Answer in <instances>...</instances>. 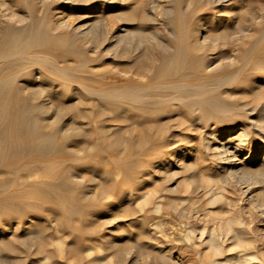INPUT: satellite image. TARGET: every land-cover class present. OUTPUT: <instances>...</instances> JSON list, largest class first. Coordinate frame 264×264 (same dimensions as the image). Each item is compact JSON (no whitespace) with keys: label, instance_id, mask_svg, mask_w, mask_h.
<instances>
[{"label":"rangeland","instance_id":"1","mask_svg":"<svg viewBox=\"0 0 264 264\" xmlns=\"http://www.w3.org/2000/svg\"><path fill=\"white\" fill-rule=\"evenodd\" d=\"M65 1L57 7L59 3L52 4V0H0V21L4 22L5 18H8L10 21L22 25L23 23L18 22L17 19H19V15H25V24L30 26L32 19L45 18L46 27L51 32H71L72 34L69 36L72 40H75L76 47L81 48L86 53L95 55L97 59L94 64L97 70L99 69L108 77L112 75V77H120V79L125 75L127 68H134L137 66L136 64L139 65L144 61L147 63L159 62L162 58L170 57V54L180 42V36L183 37L184 32L191 30L192 26L194 28L197 22H202L197 25L200 34L197 36L198 38L187 39V42L197 39L196 41L202 47L198 53L200 57L203 60L211 59L214 64H225L230 60L229 57L233 55L239 60L244 50L250 45L252 36L259 35L264 28V0H226L222 5L206 9L200 8L201 6H207L208 0H101L105 6L98 12L108 16L116 26L135 24L141 25L146 31H153L156 37L153 39L156 44L155 51H157L155 52L156 56H152L146 45L138 48L133 47L132 44L122 42L117 45L110 38L109 41L99 40V49L92 52L93 48L87 46L78 35L84 30L82 24L85 22L84 19L88 12L86 13L80 7L81 1L77 4ZM195 8L199 10L195 11ZM28 12L29 14H27ZM197 16L201 19H198ZM220 19L221 26L218 31L221 32L224 38L215 43L204 41L203 36L206 27L209 28L210 25ZM133 30L131 29V32ZM90 34L86 36L91 37ZM95 38L99 39V36L97 35ZM222 51L228 52L226 56H220ZM263 51L261 48L254 51L253 62L259 63L251 68L254 74L250 81L235 85L232 88L233 90L222 89L221 94H219L221 98L234 104L235 110L226 111L225 113H205L203 118L193 124H189L184 118L181 119L182 113H161L158 115V119H160L166 130L164 140L161 143L162 148L168 150L178 146L179 153L186 148H190L191 142L189 144L185 143V131L189 127H193L192 141L194 143L197 141L204 142H201L200 149L193 145L192 155H194L189 160H196L202 154L205 157L207 156L205 163L213 165V169L208 170L206 168L204 172L211 175L216 173L217 176L212 175V179L203 178L204 184L208 187L214 184L212 188L203 193V190L196 188L193 179L190 180V176L186 178V175L178 174L176 178L179 188L178 193L174 195L166 193L160 195L161 197L159 195L156 197V200L160 198L163 200H178V197L186 196V199L183 200L184 203L181 202L180 205L189 204L190 207L188 206L187 211L189 215V212H191L190 218L185 216L181 218L174 217V221L171 222V213L175 215L174 208L168 207L169 209L166 208V210L164 207V213H159L152 204L144 202L145 197L142 195V190L136 189L137 185L134 182L130 183L124 180L122 166L125 161H115L109 155L110 153L116 155H122L123 153L124 155L125 152L122 149L127 126H125L126 122L119 113L110 110L107 102L82 97L80 101L78 100L80 111L68 110L62 115L54 113V118L59 121L63 120L60 122L62 124H67L68 121L69 124L75 125L76 123L79 127L83 126L79 128L78 134L73 135L66 142L68 157L78 156L80 152L82 155L89 142H95L96 148L88 157L81 160L67 157L64 160L53 162L59 158L57 155L45 157L47 160H51L50 164L38 166L31 172L21 169L20 175L16 179L10 180L9 189L5 195L7 198L0 199V238L3 237V240L15 239L31 215H35V225L40 224L45 227L46 237L44 241L36 245L17 246L15 251L11 252L10 260L6 264H209L210 259L215 254L211 251L207 231L202 234L204 228L208 231L209 228L218 232L222 231L220 240L225 248V254L231 252H233L231 254H237L238 250L241 252L243 247L249 246L250 250L255 251L259 256L260 264H264L263 154H260L252 164L237 165L241 169L245 168L240 172H243L242 176L238 174V176L234 175L233 178L230 176V179H228V176H226L228 178L222 177L221 174L225 170L220 171L217 169V171H214V168L226 167L228 161L225 163L224 159L219 158L220 155L216 154L218 152L214 147L218 139L214 138L212 134V130L215 128L228 130L234 126L237 127L236 132H238L242 125H246L250 131H253V136L257 138L262 133L258 132L256 128L264 132ZM77 88L80 87L77 85L71 87L72 90ZM63 99L65 98L55 99L53 104L70 105L74 103V100ZM195 110L198 111L199 109ZM80 113H84L83 116ZM100 125H104L105 129L99 130L97 126ZM239 126L241 127L239 128ZM139 132V129L133 131L135 140ZM262 146V149H264V144ZM246 151L239 153L233 162L237 164L236 162L243 158ZM178 152L174 154L173 161H179L180 163V158L177 156ZM85 153L87 152L85 151ZM17 159L23 167L25 163L29 165L36 162L39 156H25ZM159 162V160H153L147 167L138 170L133 177V181L141 176L144 171L160 177L162 166L159 165ZM200 163H202V160ZM0 166H2L4 173L10 170L3 165ZM256 172L260 173L256 174ZM6 173L5 177L7 176ZM243 175L247 176L243 178ZM5 177L1 179H5ZM223 178L227 182H223ZM25 180L30 187L27 186L25 194L18 197L16 194L20 191L19 188L26 183ZM37 183L41 186L39 189L36 188ZM146 185V183H143V189L147 187ZM57 193L66 195L69 199L68 202L62 205L59 202ZM82 195L88 197L85 202L80 200ZM13 200L18 202L16 206L11 204ZM76 205L79 206L84 217V221L80 223L83 224V227L79 229L71 224L72 218L80 216V214L71 213ZM204 215L206 216L204 217ZM224 218H226L225 221ZM161 220L164 221L162 227L158 224ZM187 220L191 222L194 230V238L188 242L184 240L185 237L183 238L185 229L189 226H187ZM174 236L175 239L177 238L176 240L179 239L180 241H176ZM183 244H188V249H185ZM158 247L164 248L169 254L163 262L158 257ZM21 250H24V252ZM6 253H8V250H3L1 255L3 256ZM143 253H146L148 258ZM178 253H180L181 258H184L183 260L187 261L183 263L182 259L177 258V256H180ZM26 254L27 256H25ZM191 256L193 258H190ZM233 259L230 256L228 263L216 260L213 264H236L235 259ZM241 263L246 264L248 262Z\"/></svg>","mask_w":264,"mask_h":264},{"label":"bare ground","instance_id":"2","mask_svg":"<svg viewBox=\"0 0 264 264\" xmlns=\"http://www.w3.org/2000/svg\"><path fill=\"white\" fill-rule=\"evenodd\" d=\"M64 1L65 0H52V4L59 3L57 6L59 7ZM79 1H81L80 7L88 13L86 18L84 17L85 22L82 24L84 30L78 33V35L87 46L93 48L92 52L99 49V40L109 41V39L112 38L110 40L115 41L117 45L121 42L124 44H132L135 48L146 45V48L150 51V55L156 56L155 52L157 50L155 51L156 44L153 40L155 37L153 31H146L141 25L135 24H121L116 26L108 16L98 12L105 6L101 0H66L65 2L77 4ZM225 1L226 0H208V5L201 6L200 9L217 7L222 5ZM57 7L55 8L57 9ZM197 10L199 9L195 8V11ZM29 12L27 14H29ZM1 15L3 16V14ZM18 17L19 19H17V21L22 22V25H18L8 18H5L4 22L0 21V165L10 169L7 173L5 171L7 174L5 177L2 166H0V199L7 198L5 195L7 194L6 191L9 189V182L11 179H16L20 175L21 169L31 172L33 169L38 168V166L50 164L51 160H47L45 157L57 155L59 158L53 162L61 161L68 157L66 153V142L73 135L78 134L79 128L83 126L79 127L76 123L75 125L69 124L68 121L67 124H62L60 122L63 120L59 121L57 118H54V113L62 115L68 110H76L78 112L80 111L78 106V100L80 101V98H94L107 102L110 110L119 113L126 122L125 126H127V130L122 149L125 152L124 155L122 152V155L113 153L109 155V157L115 161H125V164L122 166L125 176L124 180L130 183L134 182L137 185L136 189L139 191L142 190V195L145 197L144 202L152 204L159 213H164V207L165 209L168 207L174 208L175 215L171 213V222L174 221V217L181 218L185 216L190 218L191 212H189V215L187 211L190 207L189 204L180 205L181 202L184 203L183 200L186 199V196H180L178 200H163L161 198L156 200V197L166 193L173 195L178 193L179 188L176 179L178 174H184L186 178L190 176V180L191 178L193 179L196 188H200V190H203V193H205L212 188L214 184L208 187L204 184L203 178L207 177L212 179V175L214 174L211 175L210 173L204 172V170L206 168L208 170L213 169V165L205 163L207 156L205 157L203 154L197 159L195 158L196 160H189L194 155H192L194 146L200 149L201 142H204L196 140L197 142L194 143L192 141L193 127H187L188 129L185 131V143L189 144V142H191L190 148H186L180 153L178 152V146H174L168 150L162 148L161 143L164 140L166 130L160 122V119H158V115L161 113H182L181 119L184 118L189 124H193L203 118L205 113H225L226 111L235 110L234 104L227 102L225 99L221 98L219 94H221L222 89L230 90L235 87V85L245 84L252 79L254 71L251 70V68L259 63L253 62L254 51L260 48L264 50V28L259 35L252 36L250 45L244 50L242 56L240 55L241 57H239V60L233 55L229 57L230 60L225 64H214L213 60H203V58L200 57L198 53L202 47L199 45V42L196 41L197 39L187 42V39H195L199 36L200 29H197V25H200L202 22H197L194 28L192 26L191 30L184 32L183 37L180 36V42L170 54V57L162 58L159 62L147 63L144 61L139 65L136 64L137 66L134 68H127V70H125L126 72L124 71L125 75L120 79V77L114 78L112 75L108 77V75H105V73L99 69L97 70L94 64L97 59L96 56L92 53H86V51L76 47L74 44L75 40H72L69 36L72 34L71 32H51V30L46 27L45 18L40 20L32 19L30 26H27L25 24V15H19ZM199 18L200 17H198V19ZM220 26L221 19L210 25L209 28L206 27L207 29H205L203 36L204 41L215 43L219 39H223L224 37H222L221 32L218 31ZM74 29L76 30L77 28ZM131 29L134 30L131 32ZM88 34L92 36L87 37L86 35ZM97 35L99 39L95 38ZM124 49L126 50L127 48ZM227 53V51H222L220 56L224 57ZM74 85L80 88L72 90L71 87ZM58 98H68V100H74V103L70 105H64L62 103L54 105L53 101L55 102V99ZM195 109L199 110L196 111ZM83 114L84 113H80L82 116ZM97 127L99 130L105 129L104 125ZM240 127L241 126H239V128ZM135 129H139L140 131L136 140L133 137V131ZM256 129H258V132L262 133L258 138L253 136V131H250L246 125H242L238 132H236V126L228 130L213 129L212 134L214 138L218 139L214 147L218 152L216 154H219V158H223L225 163L228 161L226 167H215L214 171H217V169L220 171L224 169L225 172L221 174V176H228L229 178H226L230 179V176L232 178L234 175L238 176V174L242 176L243 172H240L245 168L243 167L241 169V167H237V165L243 163L252 164L260 154H263L262 161H264V149H262V145L264 144V132L259 128ZM95 144V142H89L85 149L87 153L82 149L84 151L82 155L80 152L78 156L68 158L75 160L85 159L95 150ZM244 150L247 151L243 158H240V160L236 162L237 164H235L233 160ZM78 151H80V149H78ZM176 152L179 153L177 156L180 158V163L179 161H173ZM25 156H39V159L29 165L25 163L22 167L17 158ZM153 160L160 161L159 165L162 166V175L157 177L153 173L144 171L142 175L140 174L141 176L133 181L135 173L147 167ZM201 160L202 163H200ZM5 161L6 163H4ZM259 173L260 172H256V174ZM214 176H216V173ZM244 176L247 175H243V178ZM4 177L5 179H1ZM223 179V182H227L225 178ZM25 182L26 183L19 188L20 191L16 194L18 197L25 194L28 188L27 186L30 187L26 180ZM143 183L147 184L145 189L142 187ZM40 187L41 186L37 183L36 188L39 189ZM57 197L62 205L69 200L66 195L60 193H57ZM87 198L86 195H82L80 200L85 202ZM11 202V204H14L13 206L18 204L15 200ZM79 210V206L76 205L71 212L80 214L79 217L71 219V224L78 229L83 227V224L81 225L80 223L84 221L82 211ZM205 216L206 215H204V217ZM225 219L226 218H224V221ZM34 222L35 215H31L20 232L17 235L15 234V239L3 240V237L0 238V264L8 263L11 252L15 251L17 246H32L45 240V227L40 224L35 225ZM186 222L187 226H189L185 229L186 231L185 234H183V238L185 237L186 239L184 240L188 242L194 238V230L191 222L189 220ZM163 223L164 221L161 220L158 224L162 227ZM205 231H207V237H209L211 251L215 254L213 258L210 259L209 264H213L216 260L228 263L230 261V256L235 259L236 264H242L241 262H248L246 264H260L258 260L259 256L255 251L250 250L249 246L243 247L241 252L238 250L237 254H231L233 252L225 254V248L220 240L222 231L218 232L210 228L208 231L204 228L202 234H204ZM162 240L164 241V239ZM184 246L185 249L189 247L188 244ZM158 248V257H160L163 262L167 259L169 254L164 248ZM170 249L168 250L171 252ZM3 250H8V253L2 256ZM178 250L181 252L180 248H178ZM21 251L24 252V250ZM128 251H130V249H128ZM37 252L39 251L37 250ZM178 254L180 255V253ZM144 255H146V253ZM25 256H27V254ZM147 256L148 255H146V257ZM177 258L182 259L183 263L187 261L183 260L184 258H181V255L177 256ZM190 258L193 257L191 256Z\"/></svg>","mask_w":264,"mask_h":264}]
</instances>
